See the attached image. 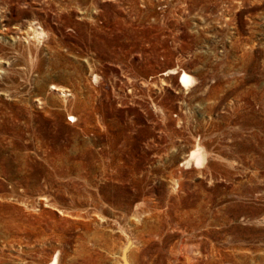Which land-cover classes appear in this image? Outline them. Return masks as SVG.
Returning a JSON list of instances; mask_svg holds the SVG:
<instances>
[{
    "label": "rangeland",
    "instance_id": "obj_1",
    "mask_svg": "<svg viewBox=\"0 0 264 264\" xmlns=\"http://www.w3.org/2000/svg\"><path fill=\"white\" fill-rule=\"evenodd\" d=\"M57 253L264 264V0H0V264Z\"/></svg>",
    "mask_w": 264,
    "mask_h": 264
},
{
    "label": "bare ground",
    "instance_id": "obj_2",
    "mask_svg": "<svg viewBox=\"0 0 264 264\" xmlns=\"http://www.w3.org/2000/svg\"><path fill=\"white\" fill-rule=\"evenodd\" d=\"M30 29L33 30V32L36 36H42L45 33L43 31V29L39 28V27L34 28L33 26H30ZM192 81H193V76L191 74H189L185 71L181 73V75L179 77V83L181 86L186 87ZM53 88L57 89L56 86H53ZM200 150H201L200 148H197L196 150H192L190 155H189V158L187 159V163H190V161H192L194 164V158H195L196 163L202 162L204 157H203L202 153L200 152ZM48 264H59V253L53 255L52 259L49 261Z\"/></svg>",
    "mask_w": 264,
    "mask_h": 264
},
{
    "label": "water",
    "instance_id": "obj_3",
    "mask_svg": "<svg viewBox=\"0 0 264 264\" xmlns=\"http://www.w3.org/2000/svg\"><path fill=\"white\" fill-rule=\"evenodd\" d=\"M122 254H123V255H126V249H125V248H124Z\"/></svg>",
    "mask_w": 264,
    "mask_h": 264
}]
</instances>
